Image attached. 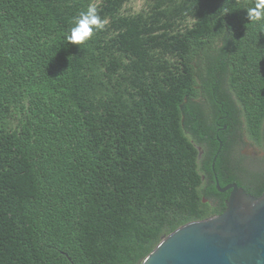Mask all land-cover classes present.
Instances as JSON below:
<instances>
[{
    "label": "trees",
    "instance_id": "16d2710c",
    "mask_svg": "<svg viewBox=\"0 0 264 264\" xmlns=\"http://www.w3.org/2000/svg\"><path fill=\"white\" fill-rule=\"evenodd\" d=\"M130 1L0 0V264H139L223 211L215 178L264 189L236 151H264L256 0ZM91 5L104 29L69 43Z\"/></svg>",
    "mask_w": 264,
    "mask_h": 264
},
{
    "label": "water",
    "instance_id": "95a60500",
    "mask_svg": "<svg viewBox=\"0 0 264 264\" xmlns=\"http://www.w3.org/2000/svg\"><path fill=\"white\" fill-rule=\"evenodd\" d=\"M215 188L229 191L223 211L177 227L139 264H264V189L252 196L235 183L220 187L216 178Z\"/></svg>",
    "mask_w": 264,
    "mask_h": 264
},
{
    "label": "clouds",
    "instance_id": "9594fccd",
    "mask_svg": "<svg viewBox=\"0 0 264 264\" xmlns=\"http://www.w3.org/2000/svg\"><path fill=\"white\" fill-rule=\"evenodd\" d=\"M250 20L264 21V0H256L255 7L247 14ZM105 22L99 15L95 5H91L87 10L82 11L74 19L67 41L74 45H80L90 40L94 33L103 30Z\"/></svg>",
    "mask_w": 264,
    "mask_h": 264
},
{
    "label": "rangeland",
    "instance_id": "374dc122",
    "mask_svg": "<svg viewBox=\"0 0 264 264\" xmlns=\"http://www.w3.org/2000/svg\"><path fill=\"white\" fill-rule=\"evenodd\" d=\"M124 7H125V9H129L131 12L138 11L143 7V0H132L129 3H127ZM204 112L207 116H209L211 114L210 113V107L208 104H204ZM187 135L190 137V139H192L189 134H187ZM241 149H245L248 151H255V152L259 153L258 160H255V162H254L255 163L254 169H256L260 166H264V151L261 150V148L257 147L256 145H254L252 143V141H250L247 138V136L244 135V133L242 135L241 141L236 144V151L239 152ZM249 161L246 160L245 163H248ZM250 165H251V163L249 165H246L249 172L253 171V169Z\"/></svg>",
    "mask_w": 264,
    "mask_h": 264
},
{
    "label": "flooded vegetation",
    "instance_id": "af4514ba",
    "mask_svg": "<svg viewBox=\"0 0 264 264\" xmlns=\"http://www.w3.org/2000/svg\"><path fill=\"white\" fill-rule=\"evenodd\" d=\"M223 127H226V126L223 125L222 128ZM222 128H221L222 131H224L226 129V128L225 129H222ZM212 136H213L212 138L215 139V140L219 139L217 133L215 134V136H214V134ZM226 139L229 142L234 143V141L237 139V137H236V135H234V133H232V131H229L227 133V135H226ZM238 154L243 156V157H245L246 160H248V161L250 160L248 163H245V164L249 165L251 163L250 166L253 169V171L249 172L247 167H246V165H244V168H245L246 171L245 172H239L240 178H238V179H240V181H241V183L243 185L244 184H249L251 187H257V185H258L257 182H251L250 183V182L247 181L248 180L247 174L253 173V172H258V173L264 174V166H260V167H258L256 169H254V164H255L254 162H255V160H258L259 153L255 152V151H248V150H245V149H241ZM236 185L238 186V184H236ZM238 187L242 188V186H240V185ZM228 193H229V191H225V192L222 193L223 197H224L223 198V202L226 199Z\"/></svg>",
    "mask_w": 264,
    "mask_h": 264
}]
</instances>
